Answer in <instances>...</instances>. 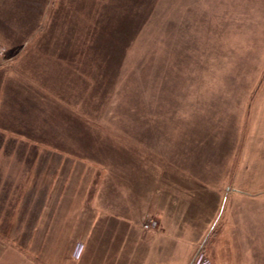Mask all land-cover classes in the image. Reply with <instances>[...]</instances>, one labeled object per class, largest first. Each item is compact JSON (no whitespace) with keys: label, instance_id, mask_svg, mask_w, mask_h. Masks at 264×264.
Instances as JSON below:
<instances>
[{"label":"rangeland","instance_id":"1","mask_svg":"<svg viewBox=\"0 0 264 264\" xmlns=\"http://www.w3.org/2000/svg\"><path fill=\"white\" fill-rule=\"evenodd\" d=\"M260 86L264 0H0V264L78 263L107 215L174 246L153 264H264L263 193L193 185Z\"/></svg>","mask_w":264,"mask_h":264},{"label":"crops","instance_id":"2","mask_svg":"<svg viewBox=\"0 0 264 264\" xmlns=\"http://www.w3.org/2000/svg\"><path fill=\"white\" fill-rule=\"evenodd\" d=\"M251 92L255 93L256 91L254 89L253 91L251 90L250 93ZM248 97L249 99L246 98L244 101V106L240 112L241 117L239 118L240 127L243 126V131L246 130L245 135L242 136L241 139L239 164L235 166L236 162L233 161L227 168H223L221 165L215 167L209 166L210 170L207 171L213 174L212 177H214L215 181L214 185L210 184L211 187H207L205 182H201L202 178H206L204 174H206L207 171L205 173H198L199 175L194 177L195 183H193V185L195 190L199 195L202 193L204 195L206 193L204 197H207V192H210L211 201L218 202L219 198L223 199L225 194L224 187L227 186L225 181L229 180V182L233 183L238 176L240 177V188L242 190H233L227 194V196L234 197L236 193L246 196L259 195L261 193L264 195V187L262 186L259 191L255 193L246 192V187L251 182L250 174L252 172L264 170V86H260L255 95ZM231 114H234V112ZM243 147H245L244 149L246 150H244ZM179 169L182 170L180 171V173H182V177L180 178H193L191 174L186 176L183 168ZM239 172H241L242 175H239ZM212 177H210V180ZM200 184H202V186ZM201 187L206 190L209 188V190L205 191V193L201 192L199 189ZM230 188L232 189L233 187ZM214 189L216 190L215 193ZM143 195V190L139 191V207L142 205L140 198ZM199 195L198 198L202 197V195ZM169 196L174 199L180 198L172 194ZM162 202L164 205L169 204L172 206L171 208L174 210L170 218L172 222L174 220V215L178 213V205L175 204L177 202H167L166 200ZM155 204L157 205L158 203ZM139 211H141L140 208ZM160 214V217L164 221L163 213L160 212ZM100 220L102 222L105 221V223L99 225L94 224L90 229H87L86 238L89 239L87 246L88 253H84V250L83 254L79 257L80 261L73 264H153L159 259L172 261L175 258L173 255L175 249L173 245L155 244L153 246L147 243V240L139 239V235L134 229L135 226L130 225L128 222H122V220H118L112 215H107ZM85 232L86 231H83V233Z\"/></svg>","mask_w":264,"mask_h":264},{"label":"bare ground","instance_id":"3","mask_svg":"<svg viewBox=\"0 0 264 264\" xmlns=\"http://www.w3.org/2000/svg\"><path fill=\"white\" fill-rule=\"evenodd\" d=\"M147 229L149 228V227H146Z\"/></svg>","mask_w":264,"mask_h":264},{"label":"built area","instance_id":"4","mask_svg":"<svg viewBox=\"0 0 264 264\" xmlns=\"http://www.w3.org/2000/svg\"><path fill=\"white\" fill-rule=\"evenodd\" d=\"M145 227H148L147 225Z\"/></svg>","mask_w":264,"mask_h":264}]
</instances>
